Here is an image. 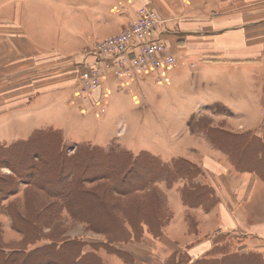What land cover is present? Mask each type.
Returning a JSON list of instances; mask_svg holds the SVG:
<instances>
[{
	"label": "rangeland",
	"instance_id": "obj_1",
	"mask_svg": "<svg viewBox=\"0 0 264 264\" xmlns=\"http://www.w3.org/2000/svg\"><path fill=\"white\" fill-rule=\"evenodd\" d=\"M213 1L211 10L199 12V16L176 10L168 16L162 15L174 24L163 38L175 63L159 72L146 71L147 78L142 85L130 89V94H119L121 100L128 98V103L136 105L135 114L113 117L94 126V132L115 136L105 146L68 140L62 129L47 123L71 112L75 131L83 127L74 123L80 119L81 107L66 109V99L72 89L79 88V75L88 60L83 48L97 41L82 47L74 63L82 62L71 68H65L57 60L47 64L40 56L35 63L31 61L33 64L23 62L20 108H0V135L12 137L0 142V249L12 248L26 254L54 248L50 241L57 246L78 241L83 246L82 252L89 255L88 264H106L107 256L123 257V254L127 259L119 258L124 264H133L135 257L136 264H263L257 253L235 251L237 238L230 237V244L226 246L223 238H215L213 248L202 256L175 251L173 237L161 241L163 228L172 217L163 191L166 173L159 179L155 177L156 181L150 182L143 191L121 195L109 189V178L96 179L91 171H81L86 162L76 161L71 166L79 168L88 181L81 182L69 194L66 207L42 189L59 193L65 190L59 181L64 177L69 180V167L66 164L57 171L60 152L69 158L81 148L95 146L107 151L111 146L113 153L118 154L116 160L125 156L121 154L125 152L137 155L146 150L132 153L125 147L126 137L146 140L161 135L162 138L174 129L173 122L179 115L185 122L182 125L185 131L204 137L208 130L213 131L217 141L210 142L227 152L232 163H236L232 158L236 149L233 154L229 145L233 147L246 137L257 136L253 130L237 133L244 129H237L233 118L239 116L243 104L248 107L244 114L252 118L255 102L260 97L263 104L260 111L264 114V0ZM60 54L64 53H55V56ZM174 101H177L176 107H171ZM84 110L87 113L90 108ZM93 112L99 115L97 118L103 114L99 107ZM259 131H264V125ZM239 134L243 136L237 138ZM26 143L30 147L23 149ZM146 154L171 168L175 161L184 173L180 176L175 172L177 178L173 184L189 187L194 171L188 159L178 157L165 161L149 151ZM127 158L131 160L130 156ZM106 162L102 155H95L89 168L100 172L101 163ZM192 165L195 170L197 166ZM156 174L157 171L153 173ZM61 251L56 249L47 255L48 259L53 264H72L73 258L65 261ZM48 259H34L27 264H50Z\"/></svg>",
	"mask_w": 264,
	"mask_h": 264
},
{
	"label": "crops",
	"instance_id": "obj_2",
	"mask_svg": "<svg viewBox=\"0 0 264 264\" xmlns=\"http://www.w3.org/2000/svg\"><path fill=\"white\" fill-rule=\"evenodd\" d=\"M213 3V0H0V108H20L23 62L33 64L40 56L45 63L60 61L65 68L80 64L82 61L74 63V60L79 58L83 46L126 29L134 21L135 10L141 4L153 6L163 16L175 10L199 16V12L211 10ZM60 52L64 54L55 56ZM147 73L139 74L133 80L110 79L86 96L79 88L72 89L65 108L71 111L81 107L80 119L74 123L83 124V127L77 131L72 127L71 112L47 123L62 129L68 140L105 146L115 136L94 132V126L113 117H133L136 105L128 103V98L121 100L119 94H130V89L142 85ZM176 102L171 107H176ZM98 107L103 111L100 118L95 112L91 113ZM240 107L239 116L232 121L237 129L244 130L237 133L253 130L255 136L264 139V131H259L264 125L261 97L255 102L252 118L244 114L248 107L244 104ZM88 108L90 110L85 113L84 109ZM183 124L185 122L179 115L169 135L146 140L132 136L126 137L124 142L132 153L146 150L165 161L178 157L188 159L199 169L192 183L205 186L210 197L214 198L208 207L203 204L191 206L183 201V184L165 185L163 191L172 217L163 228L161 241L173 237L175 251L202 256L213 248L215 238H223L224 246L230 244V237L237 238L239 242H235V251L257 253L264 263V177L255 169L237 167L227 152L210 142L207 134L204 137L185 131ZM237 129L227 130L236 132ZM6 138L12 137L1 134L0 142ZM106 260V264H124L119 257L107 256ZM136 262L135 257L133 264Z\"/></svg>",
	"mask_w": 264,
	"mask_h": 264
},
{
	"label": "trees",
	"instance_id": "obj_3",
	"mask_svg": "<svg viewBox=\"0 0 264 264\" xmlns=\"http://www.w3.org/2000/svg\"><path fill=\"white\" fill-rule=\"evenodd\" d=\"M209 129V128H208ZM214 130V129H212ZM209 131V130H208ZM207 136L210 139V141L215 142L217 141L216 136L213 134V131L208 132ZM226 135H229L228 133ZM231 136V135H230ZM243 136L242 134L237 135V138H241ZM245 137H243L244 139ZM232 148V153L236 149V154L232 155V158L236 161L234 164L237 167L240 168H246L251 170H256L264 177V139L254 137L247 139V137L244 139L243 142H236L233 144V147L229 145ZM30 146L28 143H26L22 148L27 149ZM88 148V147H87ZM81 148L79 149L78 153L76 155H73L72 157H64L62 152H60L59 157V166L57 167V171H59V168L65 166L67 164L68 171L67 174L70 176L69 180H64V178L59 181L62 188L65 190L62 192H51L44 190L45 193L48 194L51 198L58 199L63 206L66 207L67 202H65V199L69 197V194H72L73 191H75V187L80 186L81 182L85 183L87 180V177L84 178V174L80 173L79 168L71 166L72 163L79 161L83 164V172L91 171L97 178L105 179L109 178L111 180V185L109 189L113 190L115 193L121 194V195H127L132 194V192L139 190L143 191L147 189L146 187L150 182L156 181L155 177L163 176L164 173L167 174L166 177V185L171 186L175 179L177 178V175H183L184 172H181L182 168L178 167L175 164L172 165V168L168 165H165L164 163H161V161L157 160L158 163L153 159L152 156H149L146 154V151H141L137 155L130 154L129 152L121 153L125 154V156H122L119 160H116L115 155H118L117 152L113 153V148L110 146L109 149L106 151L104 148H95V146H91L88 149ZM36 149V148H35ZM27 151H31L30 149ZM4 151H2L3 153ZM234 154V153H233ZM95 155H102L104 160H107L105 164L101 163L100 172L98 169H90L91 166L90 162H92L93 157ZM128 156H130L131 160H128ZM245 158V159H244ZM70 159V160H69ZM82 161V162H81ZM241 161V162H240ZM243 161V162H242ZM97 164H95V167ZM174 168V169H173ZM191 168L194 171L191 179L194 178L198 173L199 169L197 170L194 166L191 164ZM157 171L156 175H153L154 172ZM60 172V171H59ZM88 173V172H87ZM86 173V174H87ZM99 173V174H98ZM169 174V175H168ZM175 174V175H174ZM43 187V186H41ZM45 187V186H44ZM184 190L182 192V198L183 201L191 206H196L198 204H203L205 206H210L212 202H214V198L209 194V191L205 186H200L197 184H194L191 182L188 186L183 187ZM52 244L55 245V247L50 249H37L34 251V253L26 252V254L20 253L21 250H14L9 248H1L0 249V264H27L30 260H42V259H48L47 255H51L54 253L56 249H61V253L65 261H70L73 258L72 264H88V256L86 253L82 252V245L77 241H71L68 243L63 242V246H57L56 242L50 241ZM50 243V244H51ZM57 246V247H56ZM25 253V251L23 250ZM33 252V251H32ZM49 253V254H47ZM124 258L121 257L122 255H119L120 258L127 259L126 255L123 254ZM236 260L239 259L235 258ZM255 259V258H254ZM34 260V261H35ZM63 260V259H62ZM63 260V262H64ZM230 261V259H229ZM235 261V260H234ZM48 262L50 264H53V261L48 259ZM46 262V263H48ZM218 262V261H217ZM222 262V260L220 261ZM224 262V261H223ZM228 262V261H227ZM225 263V262H224ZM66 264H70L69 262ZM219 264V263H215ZM231 264V263H229ZM233 264V263H232ZM264 264V263H263Z\"/></svg>",
	"mask_w": 264,
	"mask_h": 264
},
{
	"label": "built area",
	"instance_id": "obj_4",
	"mask_svg": "<svg viewBox=\"0 0 264 264\" xmlns=\"http://www.w3.org/2000/svg\"><path fill=\"white\" fill-rule=\"evenodd\" d=\"M134 21L123 31L83 48L88 60L79 75V91L88 95L110 80H133L146 71H162L175 63L163 35L172 21L139 5Z\"/></svg>",
	"mask_w": 264,
	"mask_h": 264
}]
</instances>
